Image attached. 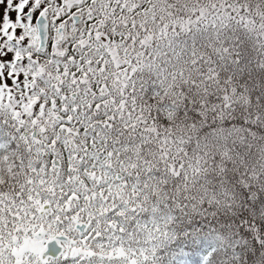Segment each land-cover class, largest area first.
Listing matches in <instances>:
<instances>
[{"label": "snow or ice", "instance_id": "obj_1", "mask_svg": "<svg viewBox=\"0 0 264 264\" xmlns=\"http://www.w3.org/2000/svg\"><path fill=\"white\" fill-rule=\"evenodd\" d=\"M0 264H264V0H0Z\"/></svg>", "mask_w": 264, "mask_h": 264}]
</instances>
